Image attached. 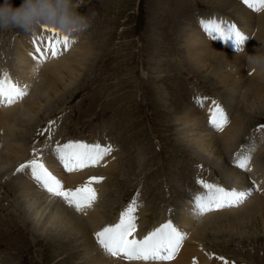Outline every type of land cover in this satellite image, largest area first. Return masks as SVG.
<instances>
[{
    "label": "rangeland",
    "instance_id": "374dc122",
    "mask_svg": "<svg viewBox=\"0 0 264 264\" xmlns=\"http://www.w3.org/2000/svg\"><path fill=\"white\" fill-rule=\"evenodd\" d=\"M183 1L83 0L78 9L79 12L83 14L94 12L95 15L91 19L90 27L78 34L76 41L85 40L87 44L95 46L93 54L88 60L90 65L78 70L77 76L60 98L51 97L48 100L49 104L47 101L41 102L44 104L42 110L37 115L35 112L34 116L39 119L33 123L30 132L27 127L28 120L31 121L33 117L24 121L23 125H19L25 130H20L19 127L11 132L21 139L24 146L21 158L17 159L19 163L24 158L27 148L30 149L27 150L28 156L33 155V145H31L33 140L36 142V147L38 146L39 154L43 156L47 153L50 155L47 148L43 149L39 145L46 141L51 143L48 145L49 147H54L57 142L64 143L68 140L110 143L113 146V151L106 156V160V157L104 158L105 162L102 161L94 167L72 171L73 173L80 172L79 174L87 172L86 176H90L95 169H107L108 174L102 172L101 183L106 182L110 175L105 190H108V197L116 196L115 202L119 200V203L111 212H104L106 214L105 224L110 223L109 214L114 215L113 218L118 216L121 209L137 194L140 205L137 217L138 221L143 217L142 220L148 224L147 227L141 228L146 232L169 218L180 223L182 231L183 229L193 230L197 221L205 215H195L191 211L192 207L187 209V204H190L187 193L199 187L196 183L198 176L201 178L209 176L214 179L213 182H223L220 179L224 174L220 173L218 168L226 169L228 163L229 167L235 169V164L230 160L245 142L241 143L233 153L226 154L224 161H221L222 159L213 158V155L208 153L209 149H206L202 155L195 152L197 150L190 145L185 146L186 144L179 140L177 133L180 124L175 122L176 112L180 114L184 107L190 108V105L196 103L194 96L197 93L209 98L205 100L207 103L209 102L208 105L211 104L212 99L219 101L222 105L223 96L229 97L231 110L225 101L222 106L229 108L230 120L235 114L241 115L244 121V130L247 135L249 134L247 139L250 141L248 143L250 145L255 143L253 156L257 161L264 163V132H255L258 134L256 141L252 137L253 132L259 126H264L263 103L250 104L252 97L246 91V86L231 89L217 83V80L214 79L213 69L218 66L214 63L210 65L207 63L205 66L198 67L199 63L192 61L185 52L186 44L182 34L179 35L177 32L178 39L175 40L176 31L173 26L180 21H186L187 17L194 22L196 19L194 12L202 10L209 13L212 11L224 16L232 13L226 12L229 11L227 8L217 6L210 0H206L209 3L204 0ZM2 2L3 0H0V3ZM20 3L21 0H12L14 6H19ZM180 6H184L182 9L185 16L182 18L178 17ZM245 7L247 6L245 5ZM259 12L264 13V9ZM199 18H202V15ZM153 19L156 20L159 27L152 26ZM176 19L178 21L175 23ZM251 31H254L253 33L248 31L252 36L251 42L258 48L259 56H264L263 41L254 37L257 28L254 27ZM21 32L24 31L18 28L0 29V60L3 59V63L10 59L14 37L32 41L31 36L22 35ZM152 32L155 34L153 39H157L155 49L158 51L155 55L154 52L151 53L154 45L151 46L152 43L150 44L148 41L149 34ZM42 34L48 35L47 33ZM206 36L205 43H211L210 37ZM244 44L247 45L248 41L245 40L242 45ZM204 46L212 45L204 44ZM74 50L75 47L72 51ZM67 51L62 48L57 57H49L48 60H56ZM95 54L97 58L94 57ZM241 57L244 61L242 62L243 67L240 68L246 72L247 57L243 52ZM11 62L7 71L15 76V61L13 60V64ZM229 65L227 62L225 66L223 62L220 66L225 70V73L230 74L234 72V68L230 65L232 69L228 70L227 66ZM12 69L14 70L12 71ZM250 73L251 71H248L246 75L250 76ZM245 77H241L243 81L240 85L243 84ZM50 121L54 122L51 126ZM206 122H208L207 119ZM214 130V128L210 130L214 134L210 131L207 133L206 129L197 131L195 128L194 132L203 131L205 138L209 135L210 138H214V135L222 132V130ZM1 133L2 131H0V135ZM1 144H4L2 139H0V148ZM29 144L30 147H28ZM199 155L208 160L209 164L204 162V159H201ZM228 156H230L229 161L227 160ZM108 164H114L115 168L109 171ZM256 167L259 168V164ZM251 169L254 174L255 168L251 167ZM72 172L65 171V176L62 178L63 186H67L65 184L69 183H67V177L71 176ZM247 173L245 172L244 176L250 179L249 172ZM11 179V173L0 176V264H60L64 262L71 264L74 262L75 259H71L69 256L54 255L51 243L46 244L42 240L39 244L37 243L39 239H35L29 229L27 232V226L22 221V209L17 207L20 204L18 197L21 193L15 189L13 184L15 182ZM251 182L252 185H255V180L251 179ZM99 185L97 190L100 194ZM252 185L248 184L245 187L253 189L252 194L245 201L257 192V187ZM262 188L264 189V187ZM116 190L120 192L114 195ZM262 191L264 193V190ZM104 195L106 194L104 193ZM58 200L63 203L60 198ZM71 208L76 211L73 207ZM159 216L160 219L157 220ZM4 217L6 220L1 224ZM185 217L188 219L186 223H184ZM231 225L234 226L231 231H228L227 228L218 232L209 230L200 236L202 239L195 240L198 243L195 264H208L202 262V256L207 254L214 257L221 256L227 261L237 264H264V219L250 217L244 222L233 221ZM190 236L188 235L187 241L185 237V243L181 245L176 255L183 253L185 246L193 242ZM56 250L57 252L62 251L61 249ZM66 258L70 260L68 263Z\"/></svg>",
    "mask_w": 264,
    "mask_h": 264
},
{
    "label": "bare ground",
    "instance_id": "6f19581e",
    "mask_svg": "<svg viewBox=\"0 0 264 264\" xmlns=\"http://www.w3.org/2000/svg\"><path fill=\"white\" fill-rule=\"evenodd\" d=\"M204 1L206 2V0ZM210 1L212 3H215V5L217 6L220 5L221 7L227 8V10L229 11L226 12L232 14H229L228 16L225 15L226 17H224L220 13H215L212 11H210L209 13H207V11L194 12L196 17L194 22H192L187 17L186 21H180V23L175 24L176 21H178L177 19L179 16H181V18L185 16L184 10L182 9L184 8V6H180L178 12V14L179 13L180 14L175 20L174 23L175 25L173 26L175 27V31H176L175 40L178 39L177 32L179 33V35L182 34L184 43L186 44L185 52L192 59V61L194 60L196 63H199V65H197L198 67H201V65L205 66L207 65V63H209V65L214 63V65L218 66V68L213 67L214 68L213 74L215 76L214 79L217 80V83H219L222 86H228L231 89H236L237 87L246 86L245 88L246 91H248V93H250L252 97L250 104H253L255 102L257 103L262 102L264 106V66H257L249 62L250 55L259 56V53H258V48L254 46V43L248 41L249 37L247 35L248 31H251L255 27L257 28V32L255 33L256 35H254V37L260 38L264 43V18H263L264 13L261 14L259 11L254 12L251 9L245 7L243 0L241 1L210 0ZM208 14L210 15L208 16ZM200 15H202V18L216 17L226 22L236 24L238 28L242 30V32L247 36L246 40L248 41V44L242 45L241 48H243V50L238 52L237 49L234 48L235 45L232 43L231 40L224 42L220 39L209 38V41L211 43H205L204 40L206 34L201 29L198 23V20L200 19L199 18ZM152 26L159 27L155 19H153ZM161 26H162V20H161ZM40 32H42L40 27H38L35 31H33L31 34L32 37L31 40L33 41L34 36H39ZM28 33L29 32H21L22 35H27ZM69 37L71 38L72 43L67 49L68 51L65 52L64 55L62 54L63 56H60L56 60L49 61L47 59L44 60L43 62L34 58L36 57L37 54L34 51L33 42L17 37L13 38L12 52L8 62L3 63V59L0 60V70H4V71H7L12 59L15 61V76H12L9 71L7 72H9L11 77L15 78L14 81L19 83L20 85L22 86L27 85L28 86L27 89L29 90L27 95L23 97L25 98L24 100L22 99L23 101L20 100L19 102H16L11 106L0 107V131H2L0 135V139H2V142H4V144H1V148H0V176H2V174L3 175L10 174L12 170L16 171L18 165L21 164L19 163V161H17V159L21 158L20 155L23 153L24 146L23 143L21 142V139L19 137H16L11 132L17 130L20 127L19 125H23L22 123L24 121L31 119V117H33L31 121L28 120L29 124L27 127H29L28 132H30L31 128H33V123L39 119L38 117H34V116H35V112H37L36 113L37 115L40 112V110H42L41 108L44 104H42L41 102L42 101L48 102V100L51 97H56V99L60 98V96H62L65 93L70 83L77 76L78 70H80V68H83L84 66L87 67L90 65L88 60L90 56H92L95 46H92V44H87L85 40L81 42L76 41L77 36L76 37L69 36ZM153 37H155V34L152 32L149 34L148 41L150 44L152 43L151 46L154 45V47H152L153 50H151V53L154 52L155 55L157 54L156 52L158 51V49H155L156 48L155 42L157 41V39H153ZM204 44L206 45L210 44L212 46L205 47ZM73 46L75 47L74 51H72L74 48ZM242 52L245 54V57H247L246 72L251 71L250 76H247L246 72H244L240 68L241 66L243 67L242 62L244 61L242 60L241 57ZM148 53L150 54V51ZM94 57H96V54ZM13 60L11 64H13ZM223 62L225 63V66L227 62L230 65H232V67L234 68V72H231L230 74L225 73L224 72L225 70H223L222 67L220 66ZM230 65L227 66L228 70L231 68ZM13 70L14 69H12V71ZM228 70L226 71L228 72ZM243 76L246 77L243 84L240 85L241 81H243L241 79V77ZM215 85L217 84L215 83ZM223 99L231 110V104L228 101L229 97L226 98L225 96H223ZM224 101L222 100L221 102L222 105L224 104ZM49 102L47 104H49ZM208 104L209 102L207 103L206 101H204L203 106L201 107L198 106L196 103H194L192 106L190 105V108L184 107V109L180 112V114L176 112L175 122L179 123L180 126L178 129L179 132L177 133L175 131V133L179 135V140L182 141L184 144H186L185 146L190 145L193 149H196L197 151L195 152L201 153L203 155V153H205V150L209 149L208 153L212 154L213 158H215L216 160L222 159L221 161H224L223 160L224 156L226 154H231V152L233 153L241 143L244 144L245 142V144L242 146L250 145L248 143L250 139H247L249 134L247 135L244 130V121L240 114H235V116H233L231 120L229 119V123L223 128L222 132L217 133L216 136L214 135V138H210L209 134H208L209 136L205 138L204 137L205 135H203L202 133L205 130H203L202 132L200 131L194 132L195 128L197 131L198 129L200 130L206 129V131L208 130L207 133L212 132L210 130L213 127L209 125V122H206V119L207 121H209L208 109L210 105ZM223 108L228 114L229 108H225L224 106ZM43 112L45 113V111ZM193 124H196V126H193ZM22 129L24 128L20 127V130ZM255 132L256 130L253 132L252 135L254 141H256V136L258 135ZM28 147H30V144L28 145ZM28 149L29 148H27L24 153V158L22 159L23 162L33 158V155L28 156L27 153ZM240 150L241 147L238 151ZM49 153L50 155H46V156L41 155V156L43 158L45 165L53 173V171L56 169V164H58V160L56 159L54 153L50 151ZM199 157L201 159H204L203 156L201 155H199ZM229 158L230 156H228V159L227 158L226 159L229 161ZM106 159L107 157L105 158V160ZM230 161L234 162V156ZM204 162H208L209 164V161L206 159H204ZM258 164L260 166L259 168L256 167ZM226 166H227L226 169H222L220 167L218 168L219 172L220 173L223 172L224 176L222 179H220L223 180V182H216V183H220L223 186L229 188L236 187L238 189H246L245 187L248 184H250V186L252 185L251 179H253L255 180V185L252 186L257 187V192L247 201H245V203L239 206L223 208L221 210H216L214 212L206 213L205 215L201 216L199 221H197L193 230L183 229V232L190 233L191 235L190 238L191 240H193V242L185 246L183 253H181L180 255H176L174 260L169 262L167 261L163 262V264H191L192 263L191 260H193L194 258L193 256L198 255V243L195 240L200 238L202 239V237L200 236H203V234L209 230L218 232L221 230H225L227 228L228 231H231L234 229V226L231 225L233 221L244 222L247 221L250 217H261L264 219V193L262 191L264 190L262 188L264 187V168H263L264 163L257 161L252 155L250 166L252 168H255L254 174L250 166L249 169L247 170L245 169L240 170L237 167H235V169L231 168L229 167L228 163ZM107 168L110 171V169L115 168V165L108 164ZM106 170L107 169L105 168H101L99 170L95 169V171L92 173L101 175V173L103 172L104 174H108ZM245 172L246 173L249 172L250 179L248 177L245 178L244 176ZM84 173L85 172H83L82 174L74 173L71 176H68L67 183L69 182L68 183L69 188L74 189L76 188L75 186H79L83 184V182L87 179L86 178L87 172L85 174ZM53 175L58 178V174L53 173ZM109 178L110 175L107 177L108 180L106 182L104 183L99 182L100 184L99 189L101 193L100 194L99 192L97 193V200L95 201L93 206L91 208L85 209L83 212H77L74 211L71 207H67L68 205L65 206L66 203L64 202L62 203L60 200H58V197L52 196L47 191L40 188L37 185V183L31 178L30 172L28 170H25V172L16 175H12L11 180L15 182L13 183L14 187L16 190H19L21 193L20 196L18 197V202L21 205L19 204L17 205V207L18 209L20 208L22 209L23 212L22 221L23 224L27 226V232L29 229L30 234L33 235L35 239L36 238L39 239L37 243L42 242V240L46 244L51 243V245L53 246L51 245L50 246L53 248L52 253L54 255L60 254L61 256H69L71 259H75V261L73 260L74 262H72L71 264H159V262H139V261L129 262L123 259L122 257H112L106 255L98 247L97 242L94 244L95 240L92 237L94 236V233L100 230L103 226L107 225L104 223V221L106 220V216H105L106 214L104 212L106 211L111 212L112 210H114V207L117 206V204L119 203V200H116L115 202L116 196L108 197V193H107L108 190H105L106 185L110 180ZM197 178H201V177L198 176ZM202 179L211 182H213L214 180L209 176L203 177ZM117 192L120 191L116 190V193L114 192V195H116ZM104 193L106 195H104ZM99 195L101 196L100 198ZM10 201L8 202L10 203ZM186 207L187 209H190L189 207H191V205L187 204ZM113 216L112 214H109L110 217L109 224L115 223L119 218V214L114 218ZM142 218L139 221H137L138 234H139V235L137 234V230H136L135 235L137 236V238L141 237L140 228L147 227L148 225L145 221L142 220ZM185 218L186 219H184V223L188 222L187 217ZM159 219L160 216L158 217L157 220ZM4 220H6V218L2 220L1 224L4 223L3 222ZM32 223H36V224L32 225ZM154 227H152L151 229H153ZM184 243L185 240L183 241V244ZM56 249H61L64 252L62 251L57 252ZM70 254L76 256L74 257L71 256ZM220 257L219 256L214 257L211 254H207L206 256L205 255L202 256V262L208 264H224L225 260L219 259ZM66 260L67 263L70 261L68 258H66ZM60 264H66V262Z\"/></svg>",
    "mask_w": 264,
    "mask_h": 264
},
{
    "label": "snow or ice",
    "instance_id": "6c2138e0",
    "mask_svg": "<svg viewBox=\"0 0 264 264\" xmlns=\"http://www.w3.org/2000/svg\"><path fill=\"white\" fill-rule=\"evenodd\" d=\"M243 3L252 11L264 9V0H243ZM198 23L205 34L211 39L229 40L237 49L244 43L247 36L234 23L226 22L216 17L200 18ZM42 33L48 35L34 36V51L36 59L44 61L49 57L55 58L61 49H68L72 43L71 38L60 30L47 25L40 26ZM27 85H20L13 80L10 73L0 70V106H11L27 95ZM208 97L196 94L194 100L198 106ZM209 125L216 130H223L229 123V116L219 101L212 99L209 106ZM50 126L54 122H49ZM256 131L264 132V126H259ZM48 151L55 154L56 159L68 172L94 167L99 165L106 156L113 151V146L100 142L88 143L81 140H68L57 142L54 147L45 145ZM33 158L18 165L16 173L30 172L31 178L50 195L60 198L77 212L91 208L97 200V193L93 183H99L103 177L91 176L82 185L72 189H65L63 183L53 175L45 165L42 156L33 148ZM255 152V143L241 146V150L234 154V164L240 169L247 170L250 166L252 155ZM196 183L202 189L193 193L191 197V211L195 215H203L213 210L238 206L251 194V187L238 189L225 187L220 183L197 178ZM138 194L134 196L119 213L115 223L107 224L94 233L98 247L112 257H122L129 262H159L175 259L185 237L183 232L171 218L166 219L158 226L148 231L142 237L135 235L137 228V211L139 208ZM223 260L224 258L220 257ZM195 264V258H194ZM224 264H230L225 261Z\"/></svg>",
    "mask_w": 264,
    "mask_h": 264
},
{
    "label": "clouds",
    "instance_id": "9594fccd",
    "mask_svg": "<svg viewBox=\"0 0 264 264\" xmlns=\"http://www.w3.org/2000/svg\"><path fill=\"white\" fill-rule=\"evenodd\" d=\"M83 0H21L14 6L12 0L0 3V29L18 28L35 31L41 25L56 28L68 36L76 37L86 31L95 13L79 12ZM243 48L237 49L242 51ZM249 62L264 66V56L250 55Z\"/></svg>",
    "mask_w": 264,
    "mask_h": 264
}]
</instances>
